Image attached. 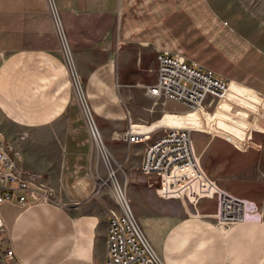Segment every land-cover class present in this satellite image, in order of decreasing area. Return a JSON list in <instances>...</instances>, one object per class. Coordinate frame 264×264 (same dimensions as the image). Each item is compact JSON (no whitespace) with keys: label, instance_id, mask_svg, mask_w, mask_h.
Returning a JSON list of instances; mask_svg holds the SVG:
<instances>
[{"label":"crops","instance_id":"1","mask_svg":"<svg viewBox=\"0 0 264 264\" xmlns=\"http://www.w3.org/2000/svg\"><path fill=\"white\" fill-rule=\"evenodd\" d=\"M55 1L62 36L47 0H0V134L20 153L19 167L43 175L56 191L51 204L1 207L17 254L29 264H106L111 207L98 186H111L109 162L164 264H264V115L255 128L245 127L254 117L244 104L258 108L234 94L244 96L248 88L264 96V3ZM62 38L82 80L97 140L75 96ZM166 53L233 82L234 93L210 117L213 126L200 111L148 95L158 57ZM131 124L148 133L190 127L243 149L222 142L230 151L212 155L209 173L248 202L247 219L222 226L213 219L212 200L187 206L160 198L141 173L147 142L120 139Z\"/></svg>","mask_w":264,"mask_h":264},{"label":"built area","instance_id":"2","mask_svg":"<svg viewBox=\"0 0 264 264\" xmlns=\"http://www.w3.org/2000/svg\"><path fill=\"white\" fill-rule=\"evenodd\" d=\"M47 3L58 33L62 36L56 1L47 0ZM62 46L75 96L90 132L97 140L98 129L86 100L83 83L63 38ZM158 64L157 81L147 89L148 95L162 104L166 100H174L189 111H200L213 126L215 119L212 122L210 117L222 110L224 102L234 93L231 89L233 82L208 68L190 63L183 56L162 54L158 57ZM238 93L234 94L258 108L247 109L248 106L244 104V110L254 117L252 121H244L245 127L252 125L255 128L264 115V96L248 88L246 95ZM233 102L241 103L240 100ZM137 129L131 124L121 133L120 139L130 144L147 142L141 173L149 179L150 187L160 198L178 199L187 206L198 205L201 200H212L216 209L213 219L222 226H232L247 219L248 202L218 188L203 171L194 149L193 128L166 127L151 133ZM19 159L20 153L15 146L0 134V209L5 204L26 209L55 202L56 191L43 175L23 171L18 165ZM106 166L120 202L117 209L109 211L106 264H164L147 238L129 200L125 199L120 187H116L120 185L115 170L109 162H106ZM0 264H29L17 254L1 212Z\"/></svg>","mask_w":264,"mask_h":264},{"label":"rangeland","instance_id":"3","mask_svg":"<svg viewBox=\"0 0 264 264\" xmlns=\"http://www.w3.org/2000/svg\"><path fill=\"white\" fill-rule=\"evenodd\" d=\"M251 1H253L259 5L261 3H264V0H251ZM237 104L240 105V103H237ZM238 130H239V132H238L239 137L244 138V130L240 129V128ZM212 136L213 135H207L203 132H196V133L193 132L195 153H196L198 161H199L203 171L206 173V175L209 178H211L212 180H214V182L217 184L218 188L226 191L227 189L224 186H222V184L218 183L216 178L214 176L210 175V173H209V166H210L211 157H212V155H214L217 152H219L220 154H226L228 151H230V149L235 150V151H237V149H238L239 152L244 151V150L241 149L240 147H238L236 144L231 143L234 147L236 146L237 149H235L231 144L227 143L225 140L213 139ZM215 140H217L218 143H214ZM222 142H226L227 144H229L230 149L227 146L223 145L224 143H222ZM251 161H253V165L255 167L260 166L257 158H254V159L252 158L250 160V162ZM240 169H241L240 173L243 174L244 173V161L240 164ZM110 184H111V186H98V193L100 195V199L102 197V199L111 207L110 209H117L120 205L119 204L120 202H119V199H118L117 194L115 192V186H113L111 180H110ZM116 187H120L122 192H124L125 197L129 200L128 194H127V186H116ZM257 189H258V191H260L259 190L260 188L257 187ZM130 205H131L132 209L134 210L131 202H130Z\"/></svg>","mask_w":264,"mask_h":264},{"label":"bare ground","instance_id":"4","mask_svg":"<svg viewBox=\"0 0 264 264\" xmlns=\"http://www.w3.org/2000/svg\"><path fill=\"white\" fill-rule=\"evenodd\" d=\"M84 114V113H83ZM85 116V115H84ZM118 191V190H117ZM123 195H124V197H125V194H124V192H123ZM125 199H127L126 197H125Z\"/></svg>","mask_w":264,"mask_h":264}]
</instances>
